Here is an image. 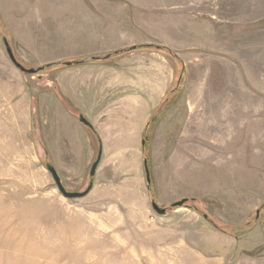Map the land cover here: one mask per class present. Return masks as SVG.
I'll return each mask as SVG.
<instances>
[{
	"label": "rangeland",
	"instance_id": "obj_1",
	"mask_svg": "<svg viewBox=\"0 0 264 264\" xmlns=\"http://www.w3.org/2000/svg\"><path fill=\"white\" fill-rule=\"evenodd\" d=\"M92 64L162 96L90 177ZM263 205L264 0H0V264H264Z\"/></svg>",
	"mask_w": 264,
	"mask_h": 264
},
{
	"label": "crops",
	"instance_id": "obj_2",
	"mask_svg": "<svg viewBox=\"0 0 264 264\" xmlns=\"http://www.w3.org/2000/svg\"><path fill=\"white\" fill-rule=\"evenodd\" d=\"M76 72L73 71L71 99L98 133L101 156L102 148L109 144L142 147L147 116L162 96L159 88L145 95L142 79L129 83L111 64H92ZM127 84L133 86L127 89ZM185 128L190 140L191 130L186 125Z\"/></svg>",
	"mask_w": 264,
	"mask_h": 264
},
{
	"label": "water",
	"instance_id": "obj_3",
	"mask_svg": "<svg viewBox=\"0 0 264 264\" xmlns=\"http://www.w3.org/2000/svg\"><path fill=\"white\" fill-rule=\"evenodd\" d=\"M4 44L6 46V51L8 53V56L9 58L11 59V61L13 62V64L18 68L20 69L21 71L23 72H27V73H36L38 71V69H33V68H25L23 67L19 62H17V60L15 59L13 53L11 52L9 46H8V42L6 40H4ZM79 121L84 124L85 126L91 128L92 126L90 125V123L82 116V115H79L78 117ZM100 158H101V148H99L98 152H97V156H96V159L93 161V163L91 164L90 166V170H89V176L90 177H93L94 174H95V170H96V167L100 161ZM46 168L48 169V171L50 172L53 180H54V183L58 189V191L66 198H77V197H82L84 195H86L89 190L91 189V183L87 186V188L83 191H67L64 186L62 185L61 183V180H60V177L59 175L57 174L56 170L54 169L53 166H51L50 164H47L46 165ZM144 172H145V179H146V182L147 184L150 183V174H149V170H148V167H147V164L146 162L144 161ZM183 200L185 199H182L180 201H176L174 203H172V206L174 207H177V206H181L182 203H183ZM152 205V208L154 209V211H156L158 214H164L165 213V209L164 208H160L155 202H152L151 203Z\"/></svg>",
	"mask_w": 264,
	"mask_h": 264
},
{
	"label": "trees",
	"instance_id": "obj_4",
	"mask_svg": "<svg viewBox=\"0 0 264 264\" xmlns=\"http://www.w3.org/2000/svg\"><path fill=\"white\" fill-rule=\"evenodd\" d=\"M3 39L4 40H6L7 41V38L5 37V36H3ZM134 48H136V47H131V49H134ZM115 53H117V52H115ZM170 54H171V52H170ZM174 58H176V56L175 55H172ZM91 62H96V61H98L99 60V58L98 57H92L91 59ZM85 60L84 59H80V60H76V61H66V62H63V63H50V64H47L46 66H48V65H51V66H57V65H59V64H61V65H71V64H78V63H82V62H84ZM43 68H45V66L44 67H39L38 68V70H43ZM89 128V127H88ZM94 134H96L95 133V131H94V129L91 127V128H89ZM144 161L146 162V164H147V158H145L144 159ZM186 200V199H185ZM185 200H183V203L182 204H184V202H185ZM264 206V205H263Z\"/></svg>",
	"mask_w": 264,
	"mask_h": 264
}]
</instances>
